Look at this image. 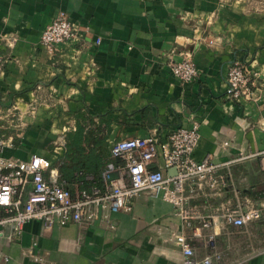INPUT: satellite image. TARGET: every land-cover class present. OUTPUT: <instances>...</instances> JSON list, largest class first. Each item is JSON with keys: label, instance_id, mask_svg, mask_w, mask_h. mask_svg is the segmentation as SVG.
I'll return each instance as SVG.
<instances>
[{"label": "crops", "instance_id": "1", "mask_svg": "<svg viewBox=\"0 0 264 264\" xmlns=\"http://www.w3.org/2000/svg\"><path fill=\"white\" fill-rule=\"evenodd\" d=\"M59 11L81 35L46 52L39 35ZM0 55V131L15 139L3 154L55 162L64 123L84 105L110 121L108 142L148 133L162 141L177 125L197 121L192 155L216 164V181L184 185L189 204L210 221L192 219L199 228L192 254L219 250L215 264H264V170L253 154L264 147V0H0ZM184 57L197 70L189 81L169 71ZM234 59L255 72L248 96L226 94ZM77 173L85 184L94 177ZM130 204L101 221L44 228L29 219L17 234L3 224L0 250L8 264H180L167 232L190 231L174 207L146 190ZM236 204L259 216L242 226L226 222L222 207ZM31 240L35 258L25 252Z\"/></svg>", "mask_w": 264, "mask_h": 264}, {"label": "built area", "instance_id": "2", "mask_svg": "<svg viewBox=\"0 0 264 264\" xmlns=\"http://www.w3.org/2000/svg\"><path fill=\"white\" fill-rule=\"evenodd\" d=\"M81 26L70 20L61 11L57 12L43 27L39 43L46 52H51L56 43L74 41L81 35ZM4 60L0 55V73ZM241 61L234 59L225 73L226 94L229 97L248 96L255 72L248 71ZM171 75L179 81H189L196 74L191 58L184 57L169 64ZM199 138L198 122L179 124L172 128L166 138L158 141L152 134L112 139L108 148L113 160L100 170V183L95 184L92 175L86 187L70 190L60 176V167L37 153L26 158L3 154V149L12 147L15 139L0 131V226L9 224L14 233H19L29 219H37L42 227L54 223L101 221L108 213L131 208L130 197L139 191H148L169 202L182 225L189 227V234L182 228H170L166 239L178 245L180 264H215L221 256L219 250L195 257L192 254L191 236L199 233L198 225L192 224L199 218L200 224L210 223L202 217L194 204H189L184 194V185L190 180L208 179L214 184L213 171L216 164L207 157L195 159L192 151ZM257 155L260 169L264 170V147L253 152ZM155 162V165L152 163ZM174 169L168 172L169 169ZM83 171H81L82 173ZM223 219L234 225H245L259 216L256 208L240 204L223 206ZM35 241L25 248L30 257H37ZM9 256L0 250V264H8ZM238 262L233 259L232 263Z\"/></svg>", "mask_w": 264, "mask_h": 264}, {"label": "trees", "instance_id": "3", "mask_svg": "<svg viewBox=\"0 0 264 264\" xmlns=\"http://www.w3.org/2000/svg\"><path fill=\"white\" fill-rule=\"evenodd\" d=\"M109 120L103 113L90 115L84 105L72 115V122H65L61 153L56 154L55 163L60 167V176L65 186L73 193L76 186L87 184L78 170L92 172L95 184L100 183V170L113 160L106 137L110 130ZM75 183V184H74Z\"/></svg>", "mask_w": 264, "mask_h": 264}, {"label": "rangeland", "instance_id": "4", "mask_svg": "<svg viewBox=\"0 0 264 264\" xmlns=\"http://www.w3.org/2000/svg\"><path fill=\"white\" fill-rule=\"evenodd\" d=\"M54 145V144H53Z\"/></svg>", "mask_w": 264, "mask_h": 264}]
</instances>
